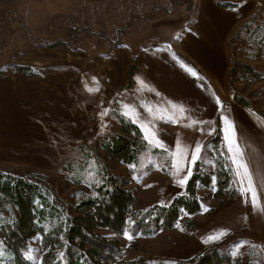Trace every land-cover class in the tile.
Listing matches in <instances>:
<instances>
[{"label": "rangeland", "instance_id": "rangeland-1", "mask_svg": "<svg viewBox=\"0 0 264 264\" xmlns=\"http://www.w3.org/2000/svg\"><path fill=\"white\" fill-rule=\"evenodd\" d=\"M230 1L251 12L228 41V98L238 93L264 115V47L259 45L264 35V0H223ZM193 8V0H0V77L24 80L15 89L21 96L18 106L0 112L4 117L0 122V178L11 176L14 183H30L34 193L41 195L36 194L38 207L46 199L70 217L78 215L76 206L82 200L96 195L99 186H89V173L94 174L91 179L102 183L106 171L128 180L137 199L136 211L170 205L183 194L187 184L180 187L177 181L187 175L188 167L193 172L195 165L182 163L185 171L177 176L171 166L173 154L146 140V151L139 153L137 163L122 162L104 145L114 136H127L116 116L122 114L119 99L123 103L133 93L129 90L139 84V48L129 49L124 43L132 40L140 44L141 38L144 43L146 26L178 23L173 18ZM258 25L263 33L257 34L254 28ZM244 65L255 67L261 76L247 73L252 81L239 79L237 74H243ZM19 66L27 67L26 75L16 72ZM233 68L236 73L230 75ZM115 74L117 81L112 79ZM124 79V92L118 94L115 84L122 86ZM96 88L99 91H89ZM113 94L114 99L109 98ZM102 111L107 115L101 116ZM252 112L264 125V119ZM128 136L137 146L140 139L135 134ZM207 145L201 155L202 168L215 180L211 187H199L200 214H183L179 227L154 237L128 239L125 234L99 230L120 244L126 259L186 261L209 249L232 252L242 245L234 264H264V153H260L264 143L252 145L249 154L245 152L258 197L255 208L250 195H242L247 181L242 186L233 176L224 191L218 190V153L225 155L233 173L234 166L224 142L218 150ZM155 149L162 154L153 152ZM15 215L18 211L10 197L0 193V217ZM222 230L227 235L221 239L203 242ZM37 238L29 251L35 263L42 253Z\"/></svg>", "mask_w": 264, "mask_h": 264}, {"label": "trees", "instance_id": "trees-1", "mask_svg": "<svg viewBox=\"0 0 264 264\" xmlns=\"http://www.w3.org/2000/svg\"><path fill=\"white\" fill-rule=\"evenodd\" d=\"M221 4L227 6L225 3ZM261 28L260 25L254 28L258 30L257 34L263 33L260 32ZM259 45L264 47V35L261 36ZM27 70L24 66L16 68V72L22 75H26ZM231 73H236L235 68L230 75ZM242 73L244 75L237 74L241 80H253L247 73L261 76L251 65H244ZM29 74L28 76H32V73ZM233 100L264 119V115L240 94L235 93ZM116 116L127 136H114L104 145V149L122 162L137 163L139 153L146 151L145 139L141 140L140 129L129 118L121 113ZM132 134L140 139L137 146L128 136ZM220 142L222 138L218 130L207 146L218 150ZM153 152L162 154L158 149ZM218 156L217 185L218 190L224 191L222 188H227L234 173L228 166L225 155L218 153ZM4 177V180L0 178V193L8 195L18 211V215L10 218L0 217V240L5 241L7 246L4 257L6 260L8 256L12 257L8 264H234L231 251L218 248L201 252L186 261H150L144 257L126 259L120 244L99 232L108 230L123 235L127 229L132 236L154 237L174 228L183 214H200L203 206L198 195L199 187H211L213 181L211 175L204 172L201 161L195 164L183 194L178 195L170 205H155L142 211L135 209L137 199L132 189L128 188L129 181L106 171L103 183L96 189V195L82 200L76 206L78 215L71 217L61 211L58 205L45 201L46 199H42V204L38 207L35 201L37 195H41L37 191L34 193L30 183L21 180L14 183L11 176ZM130 219L135 223L130 224ZM12 220L14 223H9ZM36 236L40 238L38 243L42 250L37 263L22 259L31 254L30 245Z\"/></svg>", "mask_w": 264, "mask_h": 264}, {"label": "crops", "instance_id": "crops-1", "mask_svg": "<svg viewBox=\"0 0 264 264\" xmlns=\"http://www.w3.org/2000/svg\"><path fill=\"white\" fill-rule=\"evenodd\" d=\"M193 1L194 8L191 12H186L182 18H173L178 23L148 25L145 27L147 40L144 43L141 44L142 38L140 44L133 43L132 40L124 43V47L129 49L139 48V84L129 90L133 93L126 96L123 103L119 99L118 107L123 114L124 104L135 106L141 120L134 124L143 136L145 132L140 124L151 119V116L141 105L152 107L153 115L164 119H155L151 129L172 154L178 151L179 141V151H187L189 159L196 143L203 144L205 148L218 130L222 142L226 144L221 117L227 116L235 123L240 145H245L242 150L249 154L252 145L264 143V125L255 113L235 103L232 96L228 98L227 76L230 69L228 41L234 30L248 21L251 11L235 7L237 2L234 1L223 2L227 6L217 0ZM110 69L113 72L114 68ZM123 72L128 74V67L125 66ZM112 79L117 81L118 76L115 74ZM141 80L144 85L140 84ZM23 83L24 80L21 79L12 82L11 78L0 77V112L18 106L21 96L15 89ZM115 86L118 94L124 92L125 79L122 86ZM113 96L114 94L109 98L112 99ZM37 97L38 94L32 100L34 103H37ZM173 104L183 106L186 111L179 112L178 108L172 107ZM168 116H173L178 122L167 121ZM126 117L131 121L135 119L130 111ZM2 120L4 117L0 114V122ZM199 121L209 123L200 124ZM201 128L203 132L200 131ZM211 128H215L216 132L208 135ZM241 133L247 139H241Z\"/></svg>", "mask_w": 264, "mask_h": 264}, {"label": "snow or ice", "instance_id": "snow-or-ice-1", "mask_svg": "<svg viewBox=\"0 0 264 264\" xmlns=\"http://www.w3.org/2000/svg\"><path fill=\"white\" fill-rule=\"evenodd\" d=\"M193 75H195V73H193ZM137 79H139V78H137ZM140 84L144 85V81L141 80ZM89 91H99V89L98 88L89 89ZM217 103L218 104L220 103L218 98H217ZM123 107L125 109V112L123 113V115L128 116L129 111L135 115V119H132L131 122L137 123L138 121L141 120L140 113L137 112L135 106L130 105V104H124ZM141 107H144L145 111L148 112L151 116V119H148L147 121L140 124V127L145 132L144 139L150 145H153L155 147H160L161 149H164L165 151H167V149L164 146L163 141H161L159 139L157 133L151 129V125L153 124L155 119H164V117H162V116L157 117V116L153 115V108L152 107L145 106V105H141ZM172 107L174 109L178 108L179 112H181V113H184L186 111V109L183 106L178 107L177 105L173 104ZM105 115H107V111H102L101 116H105ZM221 119L223 121V129L222 130L224 132V140L226 142L227 151L229 153L228 160L230 161L231 165L234 166V176L237 178V181L242 186L244 185V182L247 181V187L245 189H243L242 195L245 193L250 195L252 206H253V208H255L256 204H257L258 197H257L256 190L254 188L253 173L249 169V162L245 160L246 153L242 150L241 145L238 141L237 129H236L235 123L232 120H230L227 116L222 115ZM167 121H170L173 123L178 122V120H176L173 116H168ZM193 123L195 124L196 121H193ZM199 123L200 124H207L209 122L199 121ZM104 127H107V126L104 125ZM200 131L203 132V128H201ZM215 132H216V129L211 128V130L207 134L212 135ZM240 138L241 139H247L243 133H241ZM179 148H180V144L178 141L177 142L178 151L173 154L174 159H173V162L171 165L172 168L175 169V175H177V176H179L182 172L185 171V169L183 167H181L182 163H187L189 165H195L197 163V161H202L201 152L204 148V145L197 142L195 147H194V150L191 153L190 159L188 158L187 151H179ZM129 167L135 168V165H129ZM191 175H192V169H191V167H188L187 175H185L183 178L179 179L177 181V184L180 187H184L187 184L188 180L190 179ZM93 176H94L93 173H89V177H90L89 186H92V183H95L96 186H100L102 181L91 179ZM213 180H215V177H213ZM245 203H248V200H245ZM162 206H165V205H162ZM261 210L264 211V207H262ZM205 211H207V209H205ZM9 223H14V220L9 221ZM134 223H135V221L130 219V224H134ZM177 227H179V224H177ZM124 234L128 239H133V236L129 233V231L127 229L125 230ZM225 235H227V232L222 230L215 235L209 236L203 242L204 243L215 242V241L221 239ZM37 239H40V238L38 237ZM0 246H3V248L0 249V264H8V261H10L12 259V257L8 256L7 260L4 257V253L7 250V246L5 244V241L0 240ZM240 247H242V245L237 246L235 248V250L230 253V256L233 258V261H235L236 257L241 254L240 253ZM252 247L255 248L256 245H252ZM61 257H63V253H61ZM22 259L28 260V261H34L36 258L32 255H25L22 257ZM168 264H174V262H168Z\"/></svg>", "mask_w": 264, "mask_h": 264}]
</instances>
